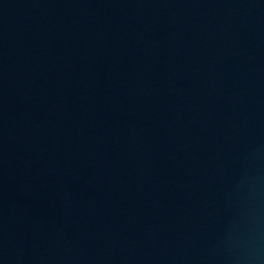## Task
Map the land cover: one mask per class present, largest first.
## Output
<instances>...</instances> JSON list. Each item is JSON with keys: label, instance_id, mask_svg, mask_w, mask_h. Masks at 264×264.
<instances>
[{"label": "water", "instance_id": "1", "mask_svg": "<svg viewBox=\"0 0 264 264\" xmlns=\"http://www.w3.org/2000/svg\"><path fill=\"white\" fill-rule=\"evenodd\" d=\"M0 264H264V0H0Z\"/></svg>", "mask_w": 264, "mask_h": 264}]
</instances>
